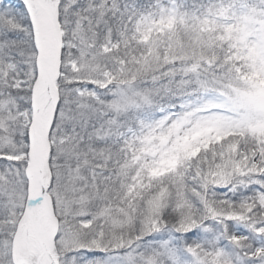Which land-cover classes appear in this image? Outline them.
Listing matches in <instances>:
<instances>
[{
  "label": "snow or ice",
  "instance_id": "obj_1",
  "mask_svg": "<svg viewBox=\"0 0 264 264\" xmlns=\"http://www.w3.org/2000/svg\"><path fill=\"white\" fill-rule=\"evenodd\" d=\"M0 264H264V0H0Z\"/></svg>",
  "mask_w": 264,
  "mask_h": 264
}]
</instances>
